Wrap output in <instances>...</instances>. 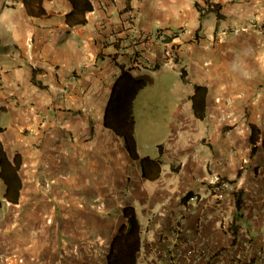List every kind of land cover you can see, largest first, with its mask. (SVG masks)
I'll return each mask as SVG.
<instances>
[{"label":"crops","instance_id":"0c3cea01","mask_svg":"<svg viewBox=\"0 0 264 264\" xmlns=\"http://www.w3.org/2000/svg\"><path fill=\"white\" fill-rule=\"evenodd\" d=\"M91 2L86 23L70 27L68 0H43L40 16L23 0H0V141L10 160L20 154L22 181L11 202L0 180V264L11 252L20 264H106L126 205L141 223L138 264L153 258L159 232L180 217L186 234L201 233L220 250L218 259L242 253L243 236L264 246V148L260 141L252 154L250 146L251 124L264 135V0H210L221 18L211 11L201 17L204 0ZM154 30H182L171 41L176 59L164 57L163 45L140 44L144 69L131 64L126 38ZM120 65L153 81L169 79V71L179 77L176 125L138 150L161 156L155 180L142 176L124 140L104 123ZM196 84L207 88L203 118L190 99ZM216 177L230 184L225 211L242 227L235 239L221 227ZM47 179L55 183H41ZM189 192L197 202L183 199ZM14 258L10 264H19Z\"/></svg>","mask_w":264,"mask_h":264},{"label":"trees","instance_id":"16d2710c","mask_svg":"<svg viewBox=\"0 0 264 264\" xmlns=\"http://www.w3.org/2000/svg\"><path fill=\"white\" fill-rule=\"evenodd\" d=\"M72 4L71 10L66 14V22L70 27L84 25L87 21L86 14L93 10L91 0H68ZM207 8L199 6L201 17L208 11L216 13L221 18L219 4H212L210 0H204ZM27 12L33 16H40L46 13L43 7V0H23ZM121 72L115 79L109 100L106 105L104 123L120 136L125 143L126 149L132 159L140 163L142 176L149 180L158 179L160 176L162 158H151L140 156L137 150L135 139V115L134 102L139 92L153 82L148 75H134L124 65L119 66ZM181 74L184 71L181 70ZM204 85L196 84L193 87V94L190 96L194 114L203 118L205 115L206 92ZM250 146L251 153L258 150V143L261 141L264 148V135L254 124L250 125ZM160 147V146H159ZM21 165L19 153H15L12 160L0 141V180L4 185L3 198L11 202H17L22 188V181L18 170ZM190 192L183 198H188ZM241 192L235 193V204L237 210L242 205ZM126 222L122 223L117 230L107 254V264H138L139 255L142 250V228L136 208L133 205H126L123 208Z\"/></svg>","mask_w":264,"mask_h":264},{"label":"built area","instance_id":"2783aa9c","mask_svg":"<svg viewBox=\"0 0 264 264\" xmlns=\"http://www.w3.org/2000/svg\"><path fill=\"white\" fill-rule=\"evenodd\" d=\"M129 20L132 21L134 15L128 12ZM134 24V22H133ZM256 26L255 24L252 25ZM245 29V28H244ZM247 29V28H246ZM182 33L179 30L175 33L168 34L162 30L146 31L141 33H130L126 41L133 43L131 64H138V67L144 69V60L146 59L144 51L140 44L146 48H151L155 44L163 45L164 57L168 60H175L176 53L171 45L172 39ZM125 41V40H124ZM113 42V41H111ZM118 43V41L113 42ZM123 48V45L120 49ZM230 184L227 180L216 177L212 182V190L216 200V208L221 216L222 229L231 232L235 236L238 229L241 231V225L230 220L225 211V189ZM191 201H198L197 195H191ZM186 220L180 217L174 221V224L166 230L159 232V245L153 250V258L158 264H264V246L258 245L251 236H243L241 239L242 253H233L228 259L222 260L216 258L219 251H214L208 244V237L198 233L188 235L184 232ZM144 243H142V248Z\"/></svg>","mask_w":264,"mask_h":264},{"label":"rangeland","instance_id":"374dc122","mask_svg":"<svg viewBox=\"0 0 264 264\" xmlns=\"http://www.w3.org/2000/svg\"><path fill=\"white\" fill-rule=\"evenodd\" d=\"M169 79L161 80L157 78L151 84L144 87L138 94L134 102V115H135V126L137 125V133L135 132V139L137 150L143 148V146H149V142H160L164 137V132L172 126L174 122H177L176 115L179 112L181 105H183L181 97V86H178L179 77L172 71H169ZM155 126V128H153ZM138 139H137V137ZM48 182V183H47ZM48 186L54 184L55 181L47 179L44 182ZM11 212L6 209L4 212ZM7 217V216H6ZM11 217V216H8ZM4 235H6L4 233ZM3 249L6 248V244L3 242ZM110 250V249H109ZM21 251V249H20ZM109 253V251H108ZM107 253V254H108ZM14 255H18L16 252L8 253L4 261L5 264H10L11 258ZM107 259V257H106ZM23 258L19 255L14 258V262L17 261L19 264ZM152 258L143 264H157ZM107 264V263H106Z\"/></svg>","mask_w":264,"mask_h":264},{"label":"clouds","instance_id":"9594fccd","mask_svg":"<svg viewBox=\"0 0 264 264\" xmlns=\"http://www.w3.org/2000/svg\"><path fill=\"white\" fill-rule=\"evenodd\" d=\"M190 198V197H189Z\"/></svg>","mask_w":264,"mask_h":264}]
</instances>
